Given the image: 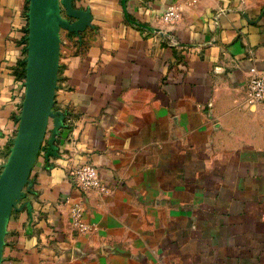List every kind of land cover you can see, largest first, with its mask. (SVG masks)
<instances>
[{"label":"crops","instance_id":"1","mask_svg":"<svg viewBox=\"0 0 264 264\" xmlns=\"http://www.w3.org/2000/svg\"><path fill=\"white\" fill-rule=\"evenodd\" d=\"M29 2L0 0L4 164L26 91ZM173 3L181 18L164 24ZM73 6L92 23L60 33L54 108L66 117L12 212L2 264H264V105L250 94L252 69L264 72V0ZM85 163L109 192L74 185ZM77 202L86 232L72 224Z\"/></svg>","mask_w":264,"mask_h":264},{"label":"water","instance_id":"2","mask_svg":"<svg viewBox=\"0 0 264 264\" xmlns=\"http://www.w3.org/2000/svg\"><path fill=\"white\" fill-rule=\"evenodd\" d=\"M29 1L25 97L17 134L0 174V264L12 212L24 196V188L30 182L31 172L45 142L47 155L56 149L54 141L66 117L62 110L54 108L61 30L79 35L92 23L89 9L74 8L76 0ZM150 30L156 31L155 28ZM51 119L54 127L50 138L46 139Z\"/></svg>","mask_w":264,"mask_h":264},{"label":"built area","instance_id":"3","mask_svg":"<svg viewBox=\"0 0 264 264\" xmlns=\"http://www.w3.org/2000/svg\"><path fill=\"white\" fill-rule=\"evenodd\" d=\"M199 0H191L192 4ZM182 8L179 4H170L161 15L164 24H174L180 18ZM27 21L28 17H26ZM253 75L250 79V94L253 102L264 105V72L252 69ZM74 185L83 192L98 190L101 193L109 192V186L102 180L98 168L92 163H85L70 171ZM84 206L82 203H75L71 208V218L74 228L80 232H86L89 226L83 221Z\"/></svg>","mask_w":264,"mask_h":264},{"label":"rangeland","instance_id":"4","mask_svg":"<svg viewBox=\"0 0 264 264\" xmlns=\"http://www.w3.org/2000/svg\"><path fill=\"white\" fill-rule=\"evenodd\" d=\"M63 16H66V14H65V12H63ZM61 32H62V34H63V38H64V40L65 39H68L67 38V35L69 34V32L67 31V30H65V29H62L61 30ZM71 34V33H70ZM47 146V143L45 142V145H44V147H46ZM43 148V147H42ZM6 163V162H5ZM4 163H3V161H0V174H1V172L3 171V169H4Z\"/></svg>","mask_w":264,"mask_h":264},{"label":"trees","instance_id":"5","mask_svg":"<svg viewBox=\"0 0 264 264\" xmlns=\"http://www.w3.org/2000/svg\"><path fill=\"white\" fill-rule=\"evenodd\" d=\"M26 17H28V16H26ZM26 32H27V34H28V28H26ZM27 40V39H26ZM25 71V70H24ZM26 72V71H25ZM19 121H20V119H19Z\"/></svg>","mask_w":264,"mask_h":264}]
</instances>
